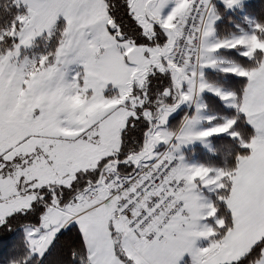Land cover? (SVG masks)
Masks as SVG:
<instances>
[{
  "label": "snow or ice",
  "instance_id": "1",
  "mask_svg": "<svg viewBox=\"0 0 264 264\" xmlns=\"http://www.w3.org/2000/svg\"><path fill=\"white\" fill-rule=\"evenodd\" d=\"M245 8V0H4L0 225L43 205L10 264L54 254L62 229H78L81 264H264V21L215 35L223 15ZM53 36L52 50L24 54ZM237 47L252 62L223 71L244 78L239 89L209 83L204 66ZM155 72L170 73L172 84L154 114L146 101ZM205 89L235 114L208 115L202 127L197 104L180 127H166ZM77 96L101 107L89 112ZM222 134L240 145L230 166L178 155L183 144ZM163 143L171 150L160 151Z\"/></svg>",
  "mask_w": 264,
  "mask_h": 264
},
{
  "label": "trees",
  "instance_id": "2",
  "mask_svg": "<svg viewBox=\"0 0 264 264\" xmlns=\"http://www.w3.org/2000/svg\"><path fill=\"white\" fill-rule=\"evenodd\" d=\"M4 0H0V13L3 12ZM246 8L244 10H238L237 12L228 11L226 15L217 21L216 29L217 34L220 37L231 35L232 33H238L241 29H248V23L246 21L247 15H251L255 20L264 21V0H249L245 2ZM0 27H3L0 24ZM56 37L51 38L40 37L36 40L32 49L27 50L31 53L47 52L52 50L55 44ZM2 46V43H0ZM243 48H225L219 51V54L233 62L239 64H250L252 61L245 57L241 52ZM206 78L214 83L223 85L232 90H237L244 78L235 75L233 73H227L220 70H208L205 73ZM172 84L170 73L155 72L148 78L147 90L148 99L146 105L155 114L159 106V97L166 87ZM206 108L216 115V121H222L225 117H230L235 114L233 107H227L223 100L214 94L204 93ZM169 102H173L171 98H168ZM185 108L170 118L169 125H177L183 118V112ZM241 131L243 134H247V126L242 125ZM213 143V150L206 151L201 146H196L193 150L197 152V157L204 163L213 166L227 167L235 162V152L240 149V145L233 141V139L227 135L222 134L220 137H210ZM227 143L232 145L231 154H226L220 150V144ZM162 147V146H161ZM160 147V148H161ZM43 210V205H39V208H34L28 211H21L13 218H10L6 225H0V241H3L0 245V264H10V259L13 256L20 257L25 251L26 240L24 233V226L27 224L37 223L39 220V213ZM63 235L59 238V244L56 247L54 254L46 255L44 259L36 258L34 264H81L80 256L85 255L84 249L81 247L82 238L79 235L78 229H71L70 231L61 230ZM13 245H16L14 248ZM73 251L77 252L76 256H73Z\"/></svg>",
  "mask_w": 264,
  "mask_h": 264
},
{
  "label": "rangeland",
  "instance_id": "3",
  "mask_svg": "<svg viewBox=\"0 0 264 264\" xmlns=\"http://www.w3.org/2000/svg\"><path fill=\"white\" fill-rule=\"evenodd\" d=\"M247 0H245L246 2ZM255 20L253 16L251 15H247L246 17V21L248 23V26L249 28L248 29H241V31H251L253 30V27H252V23L251 21ZM240 31V32H241ZM240 32L238 33H232L231 35H228V36H225V37H220L218 36L217 34V29H216V37L218 38H226V37H230L234 34H239ZM34 45V44H33ZM33 45L29 48V49H32L33 48ZM27 49V50H29ZM222 49H225V48H222ZM27 50L25 51V55L29 56L30 58H36L38 57L40 54H43V52H39V53H31V52H27ZM221 49L217 50V53H216V56L218 58V60L220 61V63H218L217 65H206L204 66L203 68V72H204V77L205 79L213 84L214 86L218 87V88H221V89H224V90H232L228 87H225L223 85H220V84H217V83H214V82H211L209 81L206 76H205V73L206 71L208 70H220L222 71L223 70V67L226 63H228V59L222 57L220 54H219V51ZM236 63V62H234ZM204 93H211V94H214L216 96H219L224 104L227 106V107H232L228 102H226L219 94H217L216 92L212 91L211 89H205L204 92L200 93L192 102H185V103H182L180 104L168 117V121H167V125L166 127H168L169 129L171 130H175L177 129L178 127L181 126V124L183 123L184 119L186 116H191L193 114L196 113V106L197 104H202L204 105V107L201 109V116L203 117V119L201 120V126L202 127H208V126H211L210 123L207 121L206 117L208 115H211L210 111L206 108V104H205V98L203 97ZM162 98V96L159 97V100ZM73 103H75L76 105H86L87 107V111L89 112H92V111H95L97 110L99 107H101L100 104H89L87 99L85 97H82V96H77L73 99ZM182 108H185L184 109V112H183V118L181 119V121L179 123H177V125H175L176 123H174L173 125H169V122H170V118L172 116H174L175 114H177L180 109ZM158 109V108H157ZM157 111V110H156ZM156 113V112H155ZM213 116V115H212ZM227 118V117H225ZM168 144L167 143H163L161 145L158 146L159 150H160V147L161 146H167ZM196 146H201L204 150L206 151H212L213 150V143L211 141L210 138H208L207 141H193V142H190V143H186V144H183L181 145L180 149L177 150L178 152V155H182L185 159V161L187 163H195V164H203V165H206V166H209V167H215V168H220L219 166H213V165H208L204 162H202L198 157H197V152H195V150H193ZM170 150H171V145H170ZM222 168V167H221Z\"/></svg>",
  "mask_w": 264,
  "mask_h": 264
},
{
  "label": "built area",
  "instance_id": "4",
  "mask_svg": "<svg viewBox=\"0 0 264 264\" xmlns=\"http://www.w3.org/2000/svg\"><path fill=\"white\" fill-rule=\"evenodd\" d=\"M183 45H181V47H182ZM168 150H170V145L168 144L167 146H162L161 148H160V151H168Z\"/></svg>",
  "mask_w": 264,
  "mask_h": 264
},
{
  "label": "crops",
  "instance_id": "5",
  "mask_svg": "<svg viewBox=\"0 0 264 264\" xmlns=\"http://www.w3.org/2000/svg\"><path fill=\"white\" fill-rule=\"evenodd\" d=\"M247 1H249V0H247ZM243 51H244V49H242V51H241V52L243 53ZM228 61H229V62H233V61H231V60H229V59H228ZM222 71H223V70H222ZM233 74H235V73H233ZM235 75H237V74H235ZM210 113H211V112H210ZM211 115H213L214 117H216V115H215V114H213V113H211Z\"/></svg>",
  "mask_w": 264,
  "mask_h": 264
}]
</instances>
